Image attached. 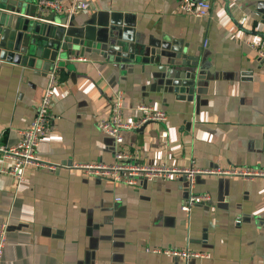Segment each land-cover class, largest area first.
Returning <instances> with one entry per match:
<instances>
[{
  "label": "crops",
  "instance_id": "obj_1",
  "mask_svg": "<svg viewBox=\"0 0 264 264\" xmlns=\"http://www.w3.org/2000/svg\"><path fill=\"white\" fill-rule=\"evenodd\" d=\"M19 1L0 0V12H15ZM24 1L22 16L54 14ZM87 1L89 10L55 14L52 24L64 17L75 34L113 35L140 55L133 63L104 52L59 60L50 107L57 119L38 150L55 168L29 166L19 187L0 175V228L7 225L8 237L1 264H264V178L200 176L195 192L212 201L186 212L185 178L116 185L72 167L113 162L119 148L137 163L264 169V62L246 43L264 41V0H208L205 18L181 12L180 0ZM184 56L197 66L183 65ZM44 66L42 58L34 65L0 60V164L1 149L15 145L36 114ZM187 71L194 77L181 76ZM117 90L126 121L142 115L139 104L164 109L168 119L125 130L118 145L98 127ZM147 247H188L209 257L186 260Z\"/></svg>",
  "mask_w": 264,
  "mask_h": 264
},
{
  "label": "built area",
  "instance_id": "obj_2",
  "mask_svg": "<svg viewBox=\"0 0 264 264\" xmlns=\"http://www.w3.org/2000/svg\"><path fill=\"white\" fill-rule=\"evenodd\" d=\"M42 13L52 12L54 14H67L73 17L76 13L89 10L91 4L87 0H38ZM212 4L208 0H180L179 9L185 14L197 18L208 17L211 13ZM45 19V18H44ZM246 16L240 18L243 23ZM246 43L256 50L264 62V41L253 43L249 40ZM73 58H76L75 56ZM82 60V57L79 58ZM59 59L54 60L47 72L48 81L44 94L39 101L36 114L26 128L19 130V141L12 146L2 148V164H0V175H10L15 179V186L19 187L24 181L26 169L29 166L40 168H55L54 164L47 162L39 153L40 141L50 133L53 123L57 117L51 111V100L55 85L57 83V72L59 70ZM138 110L142 115L135 122L124 119L125 95L123 90H117L112 102L111 114L107 118L98 121V127L104 133L115 138L119 145L123 142L125 130H136L142 125L151 121H166L167 112L162 108L149 104H139ZM160 137L167 140V132L162 131ZM73 168L81 170L86 175L97 176L111 180L114 184L136 186L141 181H151L157 178L163 180L173 178H185L188 183V197L182 204L183 211L190 212L198 203L212 201L209 194L195 192V184L200 176L216 175L231 176L243 179L264 178V169L255 167L242 168H201L192 164L190 166H172L167 163L147 164L132 162V154L128 151L117 149L115 160L110 163L88 162L76 163ZM264 218V212L262 213ZM7 225L0 228V264L3 261L5 246L7 243ZM147 252L165 254L172 257L189 259L207 258V252L192 248H159L147 247Z\"/></svg>",
  "mask_w": 264,
  "mask_h": 264
},
{
  "label": "water",
  "instance_id": "obj_3",
  "mask_svg": "<svg viewBox=\"0 0 264 264\" xmlns=\"http://www.w3.org/2000/svg\"><path fill=\"white\" fill-rule=\"evenodd\" d=\"M24 2L20 0L13 13L0 12V60L23 61L34 65L37 58H42L45 60L44 68L49 70L51 61L59 58L60 61L70 64L69 57L84 55L85 52H104L106 57L114 56L115 60L124 63L136 62L137 55H140L134 43L131 42L126 50L122 39L111 40L113 35L105 34L96 39L82 33L75 34L72 23H67L64 17L57 21L59 24H52L56 23L55 14L45 17L46 21L41 20V14L37 16L36 21L22 16L19 13ZM90 40L92 45L88 46L87 41ZM184 57L185 60L181 62L183 65L197 66L195 57ZM181 76L190 78L194 77V74L187 71L184 74L182 72ZM221 182L223 178L220 179V186Z\"/></svg>",
  "mask_w": 264,
  "mask_h": 264
}]
</instances>
